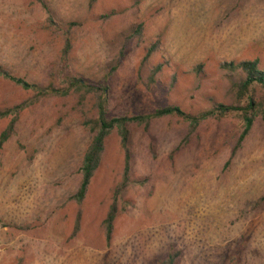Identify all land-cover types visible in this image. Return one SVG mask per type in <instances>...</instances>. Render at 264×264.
Returning <instances> with one entry per match:
<instances>
[{"label":"rangeland","instance_id":"1","mask_svg":"<svg viewBox=\"0 0 264 264\" xmlns=\"http://www.w3.org/2000/svg\"><path fill=\"white\" fill-rule=\"evenodd\" d=\"M41 1L59 26L83 23L69 72L91 82L108 77L110 118L168 106L198 115L214 101L234 104L221 66L264 69V0H98L92 10L91 0ZM113 11L120 13L103 19ZM49 17L38 0H0V66L13 78L63 86V38ZM157 65L162 74L148 90ZM256 101L261 107L243 142L240 113L196 128L174 117L148 131L132 126L138 184L117 198L108 242L105 220L125 168L117 131L79 204L94 134L77 101L37 100L0 77V110L28 103L0 147V264H161L171 256L175 264H264V94ZM14 118L0 119V138Z\"/></svg>","mask_w":264,"mask_h":264},{"label":"trees","instance_id":"2","mask_svg":"<svg viewBox=\"0 0 264 264\" xmlns=\"http://www.w3.org/2000/svg\"><path fill=\"white\" fill-rule=\"evenodd\" d=\"M38 1L41 3L42 7L49 12L50 17L48 21L51 29L54 27L58 31L57 33H60L63 38V48L59 55V65L62 70L60 76H63V86H58L56 84H51L48 87L31 85L22 79L13 78L1 66L0 77L13 81L25 90L33 91L36 94L37 100L60 97L74 98L77 101V107L82 110L81 113L83 114L85 125L90 127L94 134L82 163L81 186L74 198L79 204L85 201L92 180L101 165L106 139L112 132L117 131L121 140V147L125 153V168L122 182L117 187L115 193V201L105 220L107 240L110 242L114 231V223L118 217L117 198L131 185L138 184L137 181L131 178L132 155L130 150V128L132 126L138 128L143 127L148 131L154 121L167 117L180 118L196 128L209 119L222 120L236 113H240L244 121V131L241 136V142H243L254 126L257 109L261 107L260 103L256 101V98L258 93L261 92L264 94V69L260 68L258 62H233L221 66V72L229 83V93L235 100L234 104H219L214 101L212 108L202 111L198 115L187 114L178 106H168L157 109L154 113L149 115L110 118L108 113V96L110 91V86L107 83L108 77L101 82H91L69 72L70 63L76 50L73 36L78 29L83 27V23L72 22L65 27H61L55 23L48 7L41 0ZM97 1L98 0H91L89 5L90 10L94 8ZM119 13L120 12L113 11L104 16L103 19L109 20L119 15ZM149 52L150 54L145 58L140 70L142 74L146 66L150 63V58L154 50L151 49ZM124 55L125 52L122 51L120 55L121 59ZM162 70V65L152 67L150 77L145 82V86L148 90H151L158 83V76L162 74ZM194 71L199 77L203 74L202 69L196 68ZM110 76L111 74L109 78ZM171 85H176L175 79H173ZM27 105L28 103L13 109L0 110V119H5L15 114V118L0 138V147H3L14 135L18 114L24 110ZM176 260L177 256H171L168 260L161 262V264H175Z\"/></svg>","mask_w":264,"mask_h":264}]
</instances>
